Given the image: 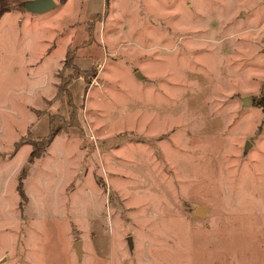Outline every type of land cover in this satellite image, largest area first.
<instances>
[{"label": "rangeland", "instance_id": "1", "mask_svg": "<svg viewBox=\"0 0 264 264\" xmlns=\"http://www.w3.org/2000/svg\"><path fill=\"white\" fill-rule=\"evenodd\" d=\"M22 1L0 0V264H264V0Z\"/></svg>", "mask_w": 264, "mask_h": 264}, {"label": "trees", "instance_id": "2", "mask_svg": "<svg viewBox=\"0 0 264 264\" xmlns=\"http://www.w3.org/2000/svg\"><path fill=\"white\" fill-rule=\"evenodd\" d=\"M12 1L14 0H8L9 5H12L13 3ZM19 5L23 8L22 4H19ZM78 75H81V74L79 73ZM59 89H62V88L60 87ZM60 128L61 126L53 125L52 121L48 120V132L44 136L38 137L37 139L30 138L28 140L30 144V150L27 154L28 160H32L33 158H37L41 156V154L47 147L48 143L52 141V139L55 137L57 133L60 132ZM15 146L16 147L18 146L17 143L15 144Z\"/></svg>", "mask_w": 264, "mask_h": 264}, {"label": "crops", "instance_id": "3", "mask_svg": "<svg viewBox=\"0 0 264 264\" xmlns=\"http://www.w3.org/2000/svg\"><path fill=\"white\" fill-rule=\"evenodd\" d=\"M47 129H48V125H47ZM60 133V132H59ZM59 133H57L56 135H55V137L59 134ZM54 137V138H55ZM54 138L52 139V141L54 140ZM52 141H50V142H52ZM49 142V143H50ZM49 143H48V145H49ZM47 145V146H48ZM78 245V244H77ZM113 244H110V246L108 245V247H109V249L108 250H111V252H110V255H111V257H110V262H111V260L114 258V254L116 253V255L118 256V260H119V264H122L123 263V257L127 254H129V253H131L129 250H127L126 252H124V251H117V250H115L114 248H116V247H114V246H112ZM80 246V245H79ZM107 246H106V250H107V248H108ZM128 247L129 248H131V246L129 245V243H128ZM78 248V247H77ZM76 248V250H77V254H79V255H82V253H83V249H82V251H81V248H79V250ZM92 249H94L93 250V252H91L90 254H89V258H86L87 260H86V263H89V264H107V263H105L104 262V260L106 261V257H104V255L105 254H100L97 250L99 249V248H101V247H99V246H95V247H91ZM106 252V251H105ZM86 255H88V254H86ZM137 256H139V258L141 257V252H139L138 254H137ZM104 259V260H103Z\"/></svg>", "mask_w": 264, "mask_h": 264}, {"label": "water", "instance_id": "4", "mask_svg": "<svg viewBox=\"0 0 264 264\" xmlns=\"http://www.w3.org/2000/svg\"><path fill=\"white\" fill-rule=\"evenodd\" d=\"M22 5L25 10L28 12L33 13H42L49 9H52L56 5L55 0H23ZM137 76H141V73L139 71L136 72ZM245 102H248V98L244 99ZM246 146H248V142L246 143ZM128 242L131 243L130 237L128 238ZM78 242L76 243V246Z\"/></svg>", "mask_w": 264, "mask_h": 264}]
</instances>
